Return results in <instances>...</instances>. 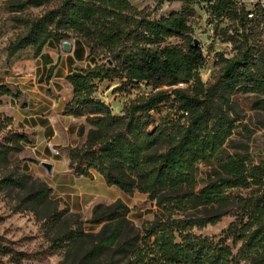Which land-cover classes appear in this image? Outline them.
Segmentation results:
<instances>
[{
    "label": "trees",
    "instance_id": "16d2710c",
    "mask_svg": "<svg viewBox=\"0 0 264 264\" xmlns=\"http://www.w3.org/2000/svg\"><path fill=\"white\" fill-rule=\"evenodd\" d=\"M4 1L9 12L23 13L52 0ZM192 1L205 3L212 20L232 25L215 29L230 51L216 50L208 62L201 42H194L185 9L150 18L129 0H56L39 16L16 19L23 32L8 44L7 58L27 46L38 56L48 41L60 45L70 37L84 44L87 57L105 54L106 61L65 77L72 95L63 113L84 116L89 125L83 144L69 149V168L83 177L94 170L107 185L128 195L144 193L157 207L153 219L138 229L120 199L96 203L87 222L99 225L98 231L86 232L80 225L53 237L68 251L89 239L84 261L111 251L122 264H238L239 259L264 264V160L253 163L225 147L241 119L237 95H253L251 107L264 110V6L255 7L248 18L235 0ZM170 37L181 43L171 44ZM215 65L218 72L208 84L201 72ZM104 79H117V90L144 84L151 91L115 114L93 95L95 82ZM179 82L184 87H175ZM14 94L0 84V95ZM161 105L167 110L155 118L152 112L159 113ZM77 132L83 134L84 124ZM13 136L10 145H1L0 159L7 160L18 144L28 141L24 133ZM200 163L210 165L211 172L196 187ZM26 185L25 176L0 178V189L23 190ZM49 194L50 187L40 181L22 202L39 206ZM224 215L233 220L222 236L190 233L193 226L212 224ZM227 238L240 242L238 259ZM2 248L0 243V253H6ZM107 264L119 263L112 259Z\"/></svg>",
    "mask_w": 264,
    "mask_h": 264
},
{
    "label": "rangeland",
    "instance_id": "374dc122",
    "mask_svg": "<svg viewBox=\"0 0 264 264\" xmlns=\"http://www.w3.org/2000/svg\"><path fill=\"white\" fill-rule=\"evenodd\" d=\"M129 1L135 8L148 12L150 18L185 9L191 35L201 42L207 62L216 50L230 51L217 39L215 29L225 25L231 28L232 25L228 20H212L205 3L192 0ZM55 4L56 0H52L39 7L29 6L23 13H12L6 8L5 1L0 0V84L18 94L0 95V147L10 145L15 133H24L28 139L18 144L19 149L11 151L7 160L0 159V178L25 176L27 181L23 190L0 189V243L6 252L0 253V264H107L112 259L122 264L124 261L111 251L84 261L83 255L91 246L87 238L69 251L53 242L54 236L80 225L86 232L98 231L99 225L87 222L96 203L109 204L120 199L128 207V219L138 229L144 221L152 220L157 211L154 201L144 193L125 194L116 186L107 185L94 170H91L90 177H83L69 168V149L83 144L89 125L84 116L63 113L64 105L72 95L71 85L65 77L68 73L106 61L105 54L87 57L84 44L78 38L70 37L69 41L74 43L70 54L61 53L60 45L48 41L39 57L34 55L33 47L27 46L7 58L8 44L23 32L16 19L39 16ZM168 42L176 44L181 40L170 37ZM209 68L201 72L202 79L208 84L218 72L217 65ZM118 84L117 79L96 81L93 93L115 114H122L123 107L130 101L151 91L144 84L117 90L115 86ZM253 99L250 94L235 97L241 119L225 147L229 152L240 153L258 163L264 160V110L252 108ZM165 106L158 107L159 113L152 112L155 118L166 112ZM79 124H84L82 135L77 132ZM48 143L59 150L58 155L50 151ZM41 161L52 163L50 173L41 166ZM210 170V165L199 164L196 187L204 184ZM40 181L50 187L48 202L39 206L23 203L27 190ZM231 191L247 194L251 189L233 188ZM232 220L233 216L224 215L212 224L193 226L189 230L191 234L217 238L223 235ZM225 243L231 247L232 257L236 259L240 242L233 243L232 238H227ZM238 264L252 263L239 259Z\"/></svg>",
    "mask_w": 264,
    "mask_h": 264
},
{
    "label": "built area",
    "instance_id": "2783aa9c",
    "mask_svg": "<svg viewBox=\"0 0 264 264\" xmlns=\"http://www.w3.org/2000/svg\"><path fill=\"white\" fill-rule=\"evenodd\" d=\"M237 4L247 11L248 18H252L254 8L257 6H264V0H237ZM175 87H184V83L179 82ZM48 147L54 155L59 154V150L52 143H48Z\"/></svg>",
    "mask_w": 264,
    "mask_h": 264
},
{
    "label": "water",
    "instance_id": "95a60500",
    "mask_svg": "<svg viewBox=\"0 0 264 264\" xmlns=\"http://www.w3.org/2000/svg\"><path fill=\"white\" fill-rule=\"evenodd\" d=\"M194 42H195V44H198L199 41H198L197 38H195L194 39ZM60 46H61V50L63 52H70L71 49H72V43L69 40H63L61 42ZM40 164H41V166H43L45 168V170L48 173L51 172V170H52V163L51 162L41 161Z\"/></svg>",
    "mask_w": 264,
    "mask_h": 264
},
{
    "label": "crops",
    "instance_id": "0c3cea01",
    "mask_svg": "<svg viewBox=\"0 0 264 264\" xmlns=\"http://www.w3.org/2000/svg\"><path fill=\"white\" fill-rule=\"evenodd\" d=\"M73 49H74V43L72 42V49H71V51L70 52H61V53H63V54H70V53H72V51H73ZM86 53H87V51H86ZM86 55V54H85ZM40 56V54L38 55V57Z\"/></svg>",
    "mask_w": 264,
    "mask_h": 264
}]
</instances>
